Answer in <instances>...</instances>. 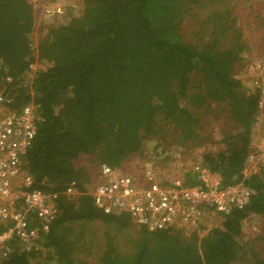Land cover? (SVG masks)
Wrapping results in <instances>:
<instances>
[{
    "label": "trees",
    "instance_id": "obj_1",
    "mask_svg": "<svg viewBox=\"0 0 264 264\" xmlns=\"http://www.w3.org/2000/svg\"><path fill=\"white\" fill-rule=\"evenodd\" d=\"M219 1L81 0L61 14L67 23L50 25L32 45L28 0H0V92L10 110L32 103L43 119L23 169L31 191L59 194L48 230L31 247L10 240L0 264H233L245 253L238 243L243 221L253 215L264 223L262 170L245 179L254 193L248 205L220 216L221 228L203 237L201 228L147 232L125 212L104 214L84 193L101 164L133 175L128 160L162 126L173 127L181 145L202 147L198 129L210 111L227 127L198 162L222 186L241 180L258 96L236 73L247 72L264 50H249L231 9H216ZM194 18L191 42L182 26ZM37 64L43 66L26 79ZM175 148L182 155L183 147ZM184 176L185 185L196 184L190 173ZM71 183L81 195L63 194ZM248 248L245 264H264V247Z\"/></svg>",
    "mask_w": 264,
    "mask_h": 264
},
{
    "label": "built area",
    "instance_id": "obj_2",
    "mask_svg": "<svg viewBox=\"0 0 264 264\" xmlns=\"http://www.w3.org/2000/svg\"><path fill=\"white\" fill-rule=\"evenodd\" d=\"M63 11L59 5L41 8L42 16L48 20ZM251 69L246 83L249 91L258 96L254 126L260 128L263 122L260 113H264V55L253 60ZM9 104L0 92V226L6 227L0 231V260L6 256L10 240L27 241L29 247L32 241L39 240L56 215L59 196L58 193L31 191L32 179L23 169L25 152L31 146L38 124L43 121L39 110L29 103L13 111ZM259 136L247 157L241 180L234 184L222 186L220 176L199 162L192 163L185 171L194 177V185L184 184V172L182 178L162 177L147 162L133 175L101 164L95 184L85 187L84 193L92 197L93 205L104 214L125 212L133 225L144 227L147 232L198 227L211 213L226 216L248 205L254 193L245 179L259 170L264 173V131ZM175 158L180 159L179 152ZM63 194L77 197L82 193L71 183ZM32 221L38 222L31 231L27 227H31Z\"/></svg>",
    "mask_w": 264,
    "mask_h": 264
},
{
    "label": "rangeland",
    "instance_id": "obj_3",
    "mask_svg": "<svg viewBox=\"0 0 264 264\" xmlns=\"http://www.w3.org/2000/svg\"><path fill=\"white\" fill-rule=\"evenodd\" d=\"M28 2L32 7L34 16L31 44L35 45L38 40V35L41 31L44 32L45 29L50 27L52 24H65L69 21V16L63 15H61V17H54L52 20L45 19L41 14V8L44 5H59L65 11L66 7L70 5L73 6L76 2L80 3L81 0H28ZM222 6L230 8L232 15L236 16L238 24L242 27L243 38L245 42L250 45L249 50L255 53L261 52L260 50H264V0H221L217 2L216 9L225 8ZM208 7L210 8L212 6L208 5ZM78 8L79 9H75V12L73 13L75 17L81 14V8ZM198 11L203 13L206 10L204 8H200ZM195 22L196 20L194 18L193 22H186L182 26L183 31L187 28L188 33L186 37H188L191 42H195L194 36L197 31ZM185 33L186 32H184V34ZM252 56H250L251 59H253ZM248 59L249 57L247 60ZM240 65H242V62ZM42 66V64L33 65L31 67V73H29L30 76L28 75L29 77L26 79L32 77V73L36 71L38 67L41 68ZM251 74L252 69L250 67L247 72H245L242 68H239L236 73V78L240 79L241 82L246 83ZM202 112L205 114V111H202L201 109V113ZM210 112L212 114L208 116L206 113L205 119L202 121L204 123H201V128L200 130L198 129V135L202 143V147H192L191 145L186 146L187 144L181 145L178 138L179 133L177 132V136H175L173 127L162 126V132L159 131L156 138L151 137L150 140L146 141L144 143V147L141 148L140 154H138L135 158L128 160L126 167L129 169H127V172H132V170L136 172L141 166L145 165V162H147L153 165L152 167H154L157 173H160L162 177L182 178L183 172L185 173L192 163L198 162L200 160L201 154L205 152V150L215 148L216 142L220 140L219 135L221 132L226 130L227 125L224 118L221 117L220 119H213L215 114H213V111ZM260 128L261 131L259 134L264 131V124L261 123ZM159 143V146L161 147H156ZM175 145L183 147L180 159L175 158V154L177 153ZM186 147L188 148L186 149ZM162 148L167 149V151H164ZM160 149L163 156L159 153ZM221 223L222 218L211 213L204 217L200 226H185L184 231L186 233H193L197 229L201 228L202 230L200 236H203L212 228H221ZM238 243L247 247L244 248L245 253H240L239 260L235 261L233 264L246 263L245 261L249 259V246H252L254 249L256 248L258 250L259 248L264 247V223L257 216H249L243 221L242 235L238 239Z\"/></svg>",
    "mask_w": 264,
    "mask_h": 264
},
{
    "label": "crops",
    "instance_id": "obj_4",
    "mask_svg": "<svg viewBox=\"0 0 264 264\" xmlns=\"http://www.w3.org/2000/svg\"><path fill=\"white\" fill-rule=\"evenodd\" d=\"M260 114H261L260 118H261V122H262V121H264V113L262 112ZM259 121H260V119H259ZM262 124H264V123L262 122ZM259 129H260L259 127L257 128V127L254 126L253 133H252V145L253 146L258 142V139L260 137L259 134H258Z\"/></svg>",
    "mask_w": 264,
    "mask_h": 264
},
{
    "label": "clouds",
    "instance_id": "obj_5",
    "mask_svg": "<svg viewBox=\"0 0 264 264\" xmlns=\"http://www.w3.org/2000/svg\"><path fill=\"white\" fill-rule=\"evenodd\" d=\"M246 179H248V178H246ZM200 233H201V231H200ZM208 233V232H207ZM206 235V234H205ZM204 236V235H203ZM203 236H201V237H203Z\"/></svg>",
    "mask_w": 264,
    "mask_h": 264
}]
</instances>
